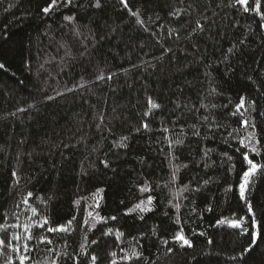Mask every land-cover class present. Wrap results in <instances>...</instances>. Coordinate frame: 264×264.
Here are the masks:
<instances>
[{
  "label": "trees",
  "instance_id": "obj_1",
  "mask_svg": "<svg viewBox=\"0 0 264 264\" xmlns=\"http://www.w3.org/2000/svg\"><path fill=\"white\" fill-rule=\"evenodd\" d=\"M50 2L0 0V239L19 245L25 264H87L90 255L97 264H264V168L246 186L256 229L239 195L243 153L264 165V21L229 0H60L45 16ZM197 21L204 30L190 35ZM149 99L159 108L145 116ZM29 192L35 216L21 202ZM148 196L152 211L125 214ZM86 210L105 219L89 230ZM42 217L45 227L76 219L68 233L33 226L32 239H11ZM222 218L258 232L243 260L251 237ZM181 229L192 248L173 242ZM134 250L140 258L125 260ZM9 256L19 264L0 248V264Z\"/></svg>",
  "mask_w": 264,
  "mask_h": 264
},
{
  "label": "snow or ice",
  "instance_id": "obj_2",
  "mask_svg": "<svg viewBox=\"0 0 264 264\" xmlns=\"http://www.w3.org/2000/svg\"><path fill=\"white\" fill-rule=\"evenodd\" d=\"M72 2H73V0H63V5L65 7H67L68 5L72 4ZM120 3L123 4L125 8L128 7L126 0H120ZM59 4H60V0H51V2L46 7L41 9V11L44 13L45 16H47V15H49L52 12V10L54 8L58 7ZM237 4H239V5H241L243 7V11L244 12H246V13L247 12H252L255 15L259 16L262 21H264V11H262V8H264V5H262L261 0H254V6L253 5H249V0H229V2H228V6H230V7H234ZM92 6L99 8L100 7V0H96V3L94 5H92ZM175 14L178 15L179 13H175ZM133 15H137V23H141L138 14L133 13ZM63 19H64V21L71 23L74 20V17L69 16V15H65L63 17ZM260 26L264 27V24H261ZM203 30H204L203 26L201 25V23L199 21H197L196 28H194L192 30V33H190V35L195 34L197 31H201L202 32ZM76 35H79V33L77 32ZM228 51L231 52L232 49H229ZM4 67H5V65L0 63V69H3ZM111 78H112L111 76L108 77V79H111ZM97 79H104V76L103 75L98 76ZM69 91H71V89H69ZM49 99H52V97H49ZM148 104H149V108H148V111H146L144 113L145 116H148L149 113L153 109L159 108V105L157 103L153 102L151 99H149ZM244 106H245V99H244V97H241L240 98V103L238 105H236V111L233 112V115H236V113L240 112V109L243 108ZM202 107H203V105H202ZM240 115L243 116L244 114L240 113ZM242 123L247 125L248 124L247 119L243 120ZM143 127L145 129H147L149 127V125L147 123H145V124H143ZM164 131H168V129H164ZM195 134L199 135L198 132H196ZM254 138H255V132H252L245 139L251 141V140H254ZM245 139H241L240 140L241 146L242 147H247L249 152H254V153L258 154V149L256 148L255 144H246ZM126 140H127V137H122L118 146L119 147H125L126 144L124 143V141H126ZM181 143H182L181 140H176L175 141L176 145H179ZM169 147L170 148L173 147V144L170 143ZM243 158H244L245 161H247V163L249 165V168H248V170L244 171V173H243L242 182L240 184L239 195H240V199L245 201V203L248 204V214H250L252 216V219L250 221V227H251V229H256L257 228V221L254 218V209H253L252 205L250 203H248V201H247L246 186H247V184L249 182L250 177L255 176L257 174L258 170H260L261 168H264V165H259L257 163H254L253 160L249 159V155H248L247 152L243 153ZM103 163H104L105 167H108V164L106 162H103ZM186 166L187 165H185V167ZM177 171H178V168H173L172 181L176 180V172ZM16 175L17 174L15 172L12 173V176L14 178L16 177ZM149 190L150 189L148 188L147 185H144L143 187L140 188L141 192H147ZM187 190H188V187H187V185H185L184 188L181 191H187ZM229 190H231V189H226V191H229ZM98 191H102V189L98 190ZM31 198H32V193L29 192L27 194V196L21 202L24 205L28 206L30 208L31 212H32V215L35 216L36 215V209L32 208L31 205L29 204V200ZM153 200H154V198L152 196H148L146 200L142 199L139 203H137L134 206V208L128 209L125 212V214L127 215L130 212H133V211H136V210H139L140 213L150 212V211H152ZM76 204H79V201H76ZM169 204L172 207L176 208L177 211L179 210V207H180L179 204H172V201H169ZM97 206H98V203H97ZM210 210L211 209H209V211ZM89 217H93V213L91 211H87L86 210L84 224H89V219H88ZM140 218L143 219V216L141 215ZM6 219H7V217H5V220ZM75 219L76 218L73 217L72 220H69L67 222V224H59L57 226L45 227L46 225H49V219L47 217H42L41 221L39 223L31 221L28 224L24 225L25 232L28 233L26 236L22 237L18 233H13L12 236H11V239L12 240H16V241H21V240L27 241V240L32 239L33 237L31 235V228L33 226L38 227L40 229H44L46 232H49V233H68L69 230L72 227L73 220H75ZM104 219H105L104 217L99 216V214L97 213L96 216L93 217V222L91 223V227H90L89 230H91V228H95L96 222L104 220ZM111 219L115 220L116 217L113 216V217H111ZM177 222H178V218H177ZM225 223H227V226L232 228V229H239L241 235H250V237H251V243L247 247H245L242 250V252H241L240 259L243 260L248 254H250L258 246L257 245L258 232L257 231H250L249 227H245L244 226L246 224L245 218H240L239 220H227V221H226V219L222 218V219L217 221L218 225H224ZM10 227L15 229V228L18 227V225L17 224H12V225H10ZM4 230H6L5 225L0 224V231H4ZM111 232H112V229L109 228L106 232H104V235L107 236ZM153 234L155 235V233H153ZM122 235H123V233L117 231V233H116L117 239H119ZM201 235H203V233H201ZM39 242L40 243H51V240H48L46 236L41 235L39 237ZM173 242H178L180 247H182V248L185 247V246L188 247V248H192L193 247L192 242L183 235V229H181L180 231L176 232V234L173 237ZM91 243L95 244V243H97V241L93 240ZM162 243L167 245L168 241L167 240H163ZM209 243H212V241L210 240ZM4 247H7L12 252L17 254V257L19 259V264H25V261L28 259V257L26 255H24V254H21L19 245L13 246V244L11 243V240L6 242L4 239H0V248H4ZM23 248H24V252L31 251V249H30V247L28 246L27 243H24ZM167 252L170 254V253L173 252V249L169 247V248H167ZM57 255H60V253H57ZM81 255H88L85 252L84 245H81ZM111 255L113 257H115L116 253H111ZM140 256H141V254L134 250L131 253V255L126 254L124 259L125 260H131L133 258L139 259ZM72 258L75 259V257H72ZM97 259H98V257L96 255H90V259L87 261V264H97ZM232 259H236V258L232 257ZM6 264H13V260H12L11 256L8 257ZM53 264H56V262L53 261ZM112 264H116V261L113 260Z\"/></svg>",
  "mask_w": 264,
  "mask_h": 264
}]
</instances>
